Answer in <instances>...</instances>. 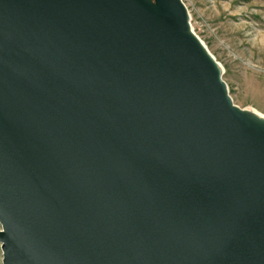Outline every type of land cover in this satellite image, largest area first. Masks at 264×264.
<instances>
[{
	"label": "water",
	"instance_id": "95a60500",
	"mask_svg": "<svg viewBox=\"0 0 264 264\" xmlns=\"http://www.w3.org/2000/svg\"><path fill=\"white\" fill-rule=\"evenodd\" d=\"M181 0H0L2 264H264V118Z\"/></svg>",
	"mask_w": 264,
	"mask_h": 264
},
{
	"label": "rangeland",
	"instance_id": "374dc122",
	"mask_svg": "<svg viewBox=\"0 0 264 264\" xmlns=\"http://www.w3.org/2000/svg\"><path fill=\"white\" fill-rule=\"evenodd\" d=\"M181 1L233 105L264 117V0Z\"/></svg>",
	"mask_w": 264,
	"mask_h": 264
},
{
	"label": "bare ground",
	"instance_id": "6f19581e",
	"mask_svg": "<svg viewBox=\"0 0 264 264\" xmlns=\"http://www.w3.org/2000/svg\"><path fill=\"white\" fill-rule=\"evenodd\" d=\"M253 113L257 114L256 112H253ZM257 115H259V114H257ZM260 117H263V116H260ZM263 118H264V117H263Z\"/></svg>",
	"mask_w": 264,
	"mask_h": 264
}]
</instances>
